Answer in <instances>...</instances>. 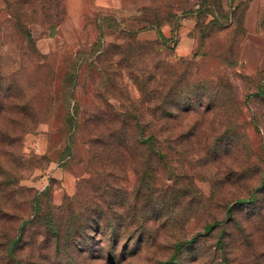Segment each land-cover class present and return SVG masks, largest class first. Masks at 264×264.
<instances>
[{"label": "rangeland", "instance_id": "1", "mask_svg": "<svg viewBox=\"0 0 264 264\" xmlns=\"http://www.w3.org/2000/svg\"><path fill=\"white\" fill-rule=\"evenodd\" d=\"M246 3L0 0V134L19 137L0 135L15 174L0 173V264H264V72L238 69ZM154 41L163 61L195 55L189 81L226 84L180 117L166 163L109 139L154 118ZM252 196L260 208L225 224Z\"/></svg>", "mask_w": 264, "mask_h": 264}, {"label": "trees", "instance_id": "2", "mask_svg": "<svg viewBox=\"0 0 264 264\" xmlns=\"http://www.w3.org/2000/svg\"><path fill=\"white\" fill-rule=\"evenodd\" d=\"M119 24L120 23H117L116 30H121V26ZM27 37L30 41L33 40L32 34L29 33ZM160 37L163 39L161 34ZM133 44V49H138L136 47L140 45L139 42L137 40H134ZM158 44H160L159 41H154L153 43H150L148 45L150 54L149 56H151L150 59H152L153 61L156 60V64L152 72L151 81L153 84L151 111L154 118L151 121L147 122L148 128L147 126H145L144 121L139 120L135 124V127H137L138 131L131 138L128 134L129 127L126 121H121L119 123V127L115 131L116 133H114V136L109 139H111V144H114L113 148L119 150L120 153L126 151V148H128V145L131 143L133 149H135L136 151H140L141 153L145 151V153L150 154L151 156H153V158L156 157V160L160 158L162 163H166L165 159L166 157H168V151L171 145L169 136H171L172 134L178 135V131L180 129L178 123H182L180 117L182 115L189 116L190 114H196V112L199 111L198 102L200 98L209 97L211 94L217 96L218 93L222 92L226 84L214 80V77L212 76H197V80L193 79L192 82L189 81V78L193 76V67H197L199 65L198 63L200 62L195 61V55L188 59H183L176 64L166 62L159 58ZM184 66L186 70L184 69L181 73H179V68H184ZM158 76H161L162 78L159 79L157 78ZM77 78V71H74L73 73L68 75L67 79L74 81ZM4 84L5 83H0V89L8 90L9 87L5 89L4 87H6L7 85ZM166 89L168 90V94L166 92ZM207 108L208 110H210V107ZM66 119V124L69 128H74L79 123L72 114H68ZM110 129L113 133L114 128ZM145 130H149V136L142 135L143 131ZM0 135L2 136L3 140H8V145L11 146L15 144L19 139V137L12 135L7 131ZM5 152H7V150ZM138 161H140V163L142 164L144 163L143 159H139ZM167 163H169V161ZM0 173L5 175L7 174L6 176L8 177H15V174H12V172L5 167L1 159ZM8 179L9 181L11 180L10 178ZM258 198H256V196H252L250 198L236 200L233 203V206H231L227 210L228 217L224 220V222H226L225 224L231 221L235 216L236 213L233 212L235 208L240 209V211L244 210L245 212L246 210L252 211L253 208V210L260 208L261 204L257 203ZM37 205H39V203H37ZM109 221L111 222L110 226L112 227V221ZM49 225L51 226V228H57L55 222H50ZM206 227L209 230L213 228V226L211 225H208ZM180 245L181 244H179L177 249L180 248ZM172 260L174 261L171 263L180 264L178 259L172 258Z\"/></svg>", "mask_w": 264, "mask_h": 264}, {"label": "crops", "instance_id": "3", "mask_svg": "<svg viewBox=\"0 0 264 264\" xmlns=\"http://www.w3.org/2000/svg\"><path fill=\"white\" fill-rule=\"evenodd\" d=\"M245 7V38L241 44V63L238 69L253 75L264 72V0H247ZM177 49L182 54H189L193 43L184 41Z\"/></svg>", "mask_w": 264, "mask_h": 264}]
</instances>
